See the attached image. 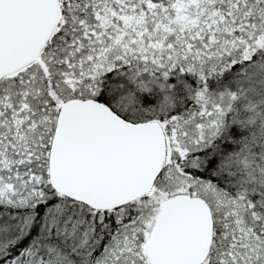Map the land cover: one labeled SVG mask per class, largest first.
<instances>
[{
	"label": "snow or ice",
	"instance_id": "obj_1",
	"mask_svg": "<svg viewBox=\"0 0 264 264\" xmlns=\"http://www.w3.org/2000/svg\"><path fill=\"white\" fill-rule=\"evenodd\" d=\"M0 264H264V0H0Z\"/></svg>",
	"mask_w": 264,
	"mask_h": 264
}]
</instances>
